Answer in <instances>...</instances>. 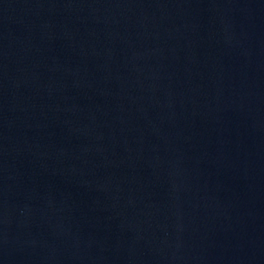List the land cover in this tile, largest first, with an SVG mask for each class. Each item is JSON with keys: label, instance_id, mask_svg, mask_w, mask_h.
Returning <instances> with one entry per match:
<instances>
[{"label": "water", "instance_id": "95a60500", "mask_svg": "<svg viewBox=\"0 0 264 264\" xmlns=\"http://www.w3.org/2000/svg\"><path fill=\"white\" fill-rule=\"evenodd\" d=\"M0 264H264V0H0Z\"/></svg>", "mask_w": 264, "mask_h": 264}]
</instances>
